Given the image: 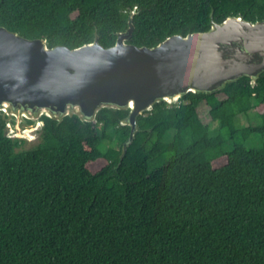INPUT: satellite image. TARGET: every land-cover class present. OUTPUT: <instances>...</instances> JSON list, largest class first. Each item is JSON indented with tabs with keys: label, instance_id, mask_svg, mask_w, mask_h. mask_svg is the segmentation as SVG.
<instances>
[{
	"label": "trees",
	"instance_id": "1",
	"mask_svg": "<svg viewBox=\"0 0 264 264\" xmlns=\"http://www.w3.org/2000/svg\"><path fill=\"white\" fill-rule=\"evenodd\" d=\"M130 11L129 43L152 47L207 31L211 15L264 20V0H0V27L49 48L95 36L108 48ZM259 107V126L238 129L237 116ZM126 115L46 120L30 150L0 118V264H264V144L225 151L239 133L264 136V73L255 86L243 78L154 105L119 162ZM213 122L228 138L210 136Z\"/></svg>",
	"mask_w": 264,
	"mask_h": 264
},
{
	"label": "water",
	"instance_id": "2",
	"mask_svg": "<svg viewBox=\"0 0 264 264\" xmlns=\"http://www.w3.org/2000/svg\"><path fill=\"white\" fill-rule=\"evenodd\" d=\"M126 31L104 48L98 38L70 49L48 47L0 27V118L11 139L32 140L45 121L76 118L97 124V114L123 111L129 127L119 162L140 131L137 119L154 105H176L188 93L212 95L247 78L255 86L264 73V20L210 16L204 32L173 35L155 46L130 44Z\"/></svg>",
	"mask_w": 264,
	"mask_h": 264
},
{
	"label": "rangeland",
	"instance_id": "3",
	"mask_svg": "<svg viewBox=\"0 0 264 264\" xmlns=\"http://www.w3.org/2000/svg\"><path fill=\"white\" fill-rule=\"evenodd\" d=\"M258 111H263L262 107H259L256 110H253L249 112L247 115H238L236 118V125L238 129H241L242 127H257L259 126V121L255 114ZM205 113V112H204ZM201 118V117H199ZM203 122H207V119L205 116L202 117ZM209 131L210 136H223L225 138H228V134L221 130L219 125L217 123H211L209 125ZM30 135L33 136L32 140H26L24 139V143L21 145V147L18 150H30L34 149L36 145L40 141V130L32 132ZM241 145L245 149H256L259 148L262 144H264V136L259 134H252L248 139L244 140L240 133L237 135V138L231 139L227 142V146L225 147V151H229L233 145ZM223 158V157H222ZM225 164V159H218L216 160L212 165L214 168H219ZM159 166V163H151L149 170L151 171L153 168Z\"/></svg>",
	"mask_w": 264,
	"mask_h": 264
}]
</instances>
